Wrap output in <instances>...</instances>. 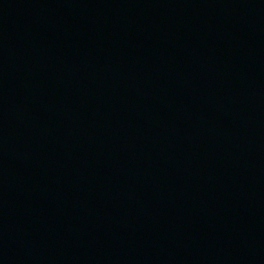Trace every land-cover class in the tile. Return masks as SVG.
Returning <instances> with one entry per match:
<instances>
[{
    "label": "water",
    "instance_id": "1",
    "mask_svg": "<svg viewBox=\"0 0 264 264\" xmlns=\"http://www.w3.org/2000/svg\"><path fill=\"white\" fill-rule=\"evenodd\" d=\"M0 264H264V0H0Z\"/></svg>",
    "mask_w": 264,
    "mask_h": 264
}]
</instances>
